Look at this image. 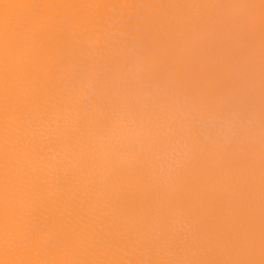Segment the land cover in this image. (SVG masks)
<instances>
[{
	"label": "bare ground",
	"instance_id": "1",
	"mask_svg": "<svg viewBox=\"0 0 264 264\" xmlns=\"http://www.w3.org/2000/svg\"><path fill=\"white\" fill-rule=\"evenodd\" d=\"M175 249L264 264V0H0V264Z\"/></svg>",
	"mask_w": 264,
	"mask_h": 264
},
{
	"label": "rangeland",
	"instance_id": "2",
	"mask_svg": "<svg viewBox=\"0 0 264 264\" xmlns=\"http://www.w3.org/2000/svg\"><path fill=\"white\" fill-rule=\"evenodd\" d=\"M182 224H184V223H182ZM184 225H185V224H184ZM179 230H180L181 232L184 231V229H183V231H182V228H179ZM184 232H185V231H184ZM178 237H179V236H178ZM178 237H177V244L180 242V241L178 242V240L180 239L181 236L179 237V239H178ZM183 238H184V239H183ZM183 238L181 237V239H180V240H181V242H180L181 244H179L178 246H181V245H182V246L184 247V250L182 249V247H180V248H181V251H180V252H181V254L183 253V254L186 256V255H189L188 252H187V254H185V253H186V252H185V246H186V244H185L186 242H185V241H186V238H187V237L185 236V237H183ZM182 239H183V240H182ZM188 239H189V238H188ZM184 240H185V241H184ZM183 241H184L185 243H184ZM182 243H183V244H182ZM180 248H178V249L180 250ZM178 249H175V251H177ZM179 250H178V251H179ZM182 250H183L184 252H182ZM175 251H174V252H175ZM178 251H177V252H178ZM188 251H190L189 248H188ZM191 251H192V250H191ZM191 251L189 252L190 254H195V253H196L195 251H192V252H191ZM174 252H173L172 255L168 254L169 256H171L170 259L172 258V256H173V258L175 259V260H173V258L171 259V260L174 261L173 264H177V262H179V264H182V263L185 264L186 262L188 263V261H187V259H186L187 256H186V258H185V256L183 255L184 258L181 259L183 256L179 255V252H178V255H179V256H176L177 254H175V253H177V252H175V253H174ZM174 254H175V255H174ZM174 256H175V257H174ZM176 257H177V258L179 257V259H178L179 261H176V260H177ZM184 259H185V260H184ZM181 260L186 261V262H183V261H182V263H181Z\"/></svg>",
	"mask_w": 264,
	"mask_h": 264
}]
</instances>
